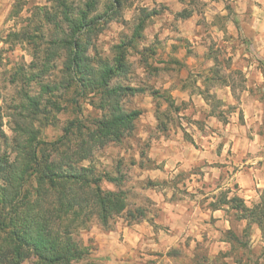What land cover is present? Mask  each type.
Wrapping results in <instances>:
<instances>
[{"label": "crops", "instance_id": "obj_1", "mask_svg": "<svg viewBox=\"0 0 264 264\" xmlns=\"http://www.w3.org/2000/svg\"><path fill=\"white\" fill-rule=\"evenodd\" d=\"M19 1L0 0V56L7 33L21 26L13 15ZM25 1L19 16L46 4ZM203 1L136 0L133 19L124 15L133 27L123 39L144 15L142 36L129 47L140 58L141 79L130 85L140 89L132 97L141 114L128 156L150 209L138 222L90 229L96 264H264L259 226L247 230L248 220L220 199L237 195L253 206L264 191V0ZM214 45L244 75L238 96L210 68ZM165 97L180 109L162 131L156 110L169 106Z\"/></svg>", "mask_w": 264, "mask_h": 264}, {"label": "trees", "instance_id": "obj_2", "mask_svg": "<svg viewBox=\"0 0 264 264\" xmlns=\"http://www.w3.org/2000/svg\"><path fill=\"white\" fill-rule=\"evenodd\" d=\"M123 1L111 0L99 13L101 0H46L25 17L27 24L7 33L6 40L28 45L32 59L13 67L10 82L21 84L17 101L0 107V264H25L26 259L30 264H76L89 255L92 238L85 244L80 232H89L94 218L111 230L123 213L129 224L147 215L145 207L128 208L127 192L113 172L83 163L95 146L121 143L138 131L141 110L127 107L125 98L140 89L120 78L129 72L128 50L142 36L144 15L131 38L114 44L112 57H103L95 44ZM65 90H72L71 104L79 115L66 123L58 139L42 140L35 122L41 116L58 118ZM86 101L97 112L91 127L83 118ZM168 101L174 111L180 109ZM5 107L11 110L13 137L3 129ZM156 111L158 128L166 131L162 115L168 113L160 114L159 105ZM75 127L79 135L72 148ZM148 146L142 145V157ZM104 181L116 188H104ZM221 200L236 210L237 218L248 220L247 230L256 223L264 237V191L253 206L237 195Z\"/></svg>", "mask_w": 264, "mask_h": 264}, {"label": "rangeland", "instance_id": "obj_3", "mask_svg": "<svg viewBox=\"0 0 264 264\" xmlns=\"http://www.w3.org/2000/svg\"><path fill=\"white\" fill-rule=\"evenodd\" d=\"M28 2L25 0L19 1V3L16 5L17 9L14 11L20 9L21 4H24V2ZM36 1H43V0H36ZM76 3H83L85 0H74ZM136 0H124V6L123 9L115 16V18L105 24V29L102 33L99 34L95 44L98 50L101 52L103 57H112L113 55V46L118 41H120L124 36L129 35L132 25L131 19H133V13L129 11V4L134 3ZM195 1V5L199 8H201L204 4L203 0H193ZM111 0H101L99 4V13H102L107 5H109ZM36 4H32L30 6V9L28 12L24 13V16L16 15V21L19 25L23 26L26 23L24 21L25 17L32 14L34 8L36 7ZM39 6V5H38ZM26 15V16H25ZM124 15H131V19L129 22L125 19ZM118 22H123L125 26L123 28H120L118 23H116L114 20ZM127 21V23H126ZM20 26V27H21ZM19 27V28H20ZM16 28V29H19ZM125 38V37H124ZM6 44L2 46L1 56H0V107H3L4 105L10 106L12 103L17 100H15L16 92L20 88V83H11L10 82V76L13 71V67L17 65V63H21L22 61L29 62L32 59V56L30 54V48L28 45L23 42H14L11 40H6ZM216 45V44H215ZM215 45L212 47L211 54L216 58L215 61H212L213 64H211L210 68L213 70L214 74L217 76V80H221V82L230 81L234 88H236V96L239 95L241 92V87L244 86L245 78L242 74L241 70L239 69V65H233V61L229 58H227L224 53L225 50L222 47H215ZM135 50L134 48H130L129 54H128V60L130 62V69L127 75L120 78V81L122 83L130 84L132 81H140V77L137 72V68L140 64V58H138L137 55L134 54ZM209 67V66H207ZM211 70V71H212ZM231 70V71H229ZM118 80V79H117ZM116 79L114 81H117ZM211 83V82H210ZM63 106L64 109L62 112L58 113V118H49L48 120L44 119L42 116L38 118V120L35 122L36 126L41 130L39 133V138L46 141H54L58 139L62 133H63V127L68 123V121L75 119L78 117L79 114L76 113L74 110V107L71 104V96H72V90L70 91H64L63 94ZM166 101H168V98L165 97ZM162 103H164V100H161ZM168 103V102H166ZM171 101V100H170ZM125 104L127 107H134V98L131 96H127L125 98ZM215 105L218 107L220 106L219 101L215 100ZM236 108L238 105L235 106ZM3 129L5 132L10 136H14V132L12 131L11 127V117L10 113L11 110L7 109L6 107L3 109ZM162 113L167 112V116H163L162 118L169 122L170 120L175 121V111L173 108L167 106L162 107L161 109ZM97 112L93 109L92 105L89 102H84L83 105V118L85 119L86 124L88 127L92 126V118L94 115H96ZM175 123V122H174ZM86 131V130H85ZM86 133V132H85ZM71 146L72 148L76 147V143L74 142L76 137L79 135L78 129L75 127L73 129V132L71 133ZM138 139L136 137V134L131 135L130 137H126L125 140L121 143H108L105 146H95L92 149V153L89 159L84 160L83 163L85 165L92 164L96 166L97 171L104 172V171H111L120 178L119 184L120 187L126 190L127 192V202H128V208L129 209H135L136 207H145L147 209H150V203L149 200L146 199V196L142 190L143 187L141 185L144 183L137 184L138 182L135 178V168L130 167V156H128L129 148H135L138 145ZM142 148V147H141ZM148 148V147H146ZM50 149V148H49ZM52 151V150H51ZM53 152V151H52ZM124 152V154H122ZM53 156L58 155L56 152H53ZM143 163V160H142ZM147 165H151L150 161ZM104 188H116V185H114L111 182L104 181L103 182ZM223 195V194H222ZM232 197V196H231ZM223 196H220V199H222ZM121 218L125 222H127L126 214L123 213L120 216H117L116 219ZM100 225V223L94 218V221L92 223V227ZM81 233V237L84 240V243H88L87 239L89 238L88 232L83 230ZM88 245V244H87ZM94 244L93 242L89 245V255H87L86 259L76 263V264H85L87 261L91 263L96 262L93 260V257L90 255L91 250L93 249ZM246 251V250H245ZM245 255L247 258L251 261H255L258 257L255 255H251L250 252L246 251ZM262 255L264 256V251L262 252ZM25 264H30V259H26L24 261ZM264 263V262H263Z\"/></svg>", "mask_w": 264, "mask_h": 264}]
</instances>
